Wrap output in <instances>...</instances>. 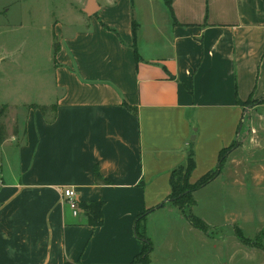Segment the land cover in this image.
Segmentation results:
<instances>
[{
	"label": "crops",
	"instance_id": "crops-1",
	"mask_svg": "<svg viewBox=\"0 0 264 264\" xmlns=\"http://www.w3.org/2000/svg\"><path fill=\"white\" fill-rule=\"evenodd\" d=\"M136 1L76 0V19L52 18L46 55L55 54L40 92H23L20 65L14 77L7 71L15 54L1 51L0 264H132L143 248L136 227L152 243L147 264H250L247 254L262 256L235 233L247 223L255 232L263 219L241 211L250 197L262 201L264 189L250 187L261 184L262 166L227 160L244 146L231 148L193 192L191 211L206 232L169 195L171 174L190 152L188 180L196 183L239 140L244 116L264 120L255 113L264 111V0H170L171 12L162 0L170 18L158 2L162 15L150 12L146 28L135 8L155 6ZM65 188L76 192L77 215ZM93 201L103 202L98 226L79 206Z\"/></svg>",
	"mask_w": 264,
	"mask_h": 264
},
{
	"label": "rangeland",
	"instance_id": "rangeland-1",
	"mask_svg": "<svg viewBox=\"0 0 264 264\" xmlns=\"http://www.w3.org/2000/svg\"><path fill=\"white\" fill-rule=\"evenodd\" d=\"M136 2L143 4L148 3L152 4V6H155V10H153L152 7H150L148 10L142 8L139 9L137 7L135 8V12L141 14L142 17L144 16L141 20H143L142 23L145 24V28L150 12H153L156 14V16L161 17V11H157L156 7L158 2L160 7L166 13V16L169 17L168 11L166 10L162 0H137ZM6 5H11L12 7L6 17L3 18L0 16V53L2 51L8 54H15V57L12 59L9 66H7V71L11 70L9 75L14 77V70H16L18 65H20V69L22 70L21 72L23 74V78L20 80V83L23 84L21 86L23 92H29L31 86L37 87L38 92H40L41 88H45L46 81H49L51 78L49 73L47 76L48 78L46 79L45 77L46 71H49L50 56L54 57V53H50V56L46 55L49 43L47 34L51 37L52 33L50 25V22H52L51 19H57L60 22L68 24L69 20L72 21L77 18V16L74 14H78L79 11L77 9H73L78 5L76 4V0H0V9ZM72 11L74 12L71 13ZM44 20L48 21L46 22L47 25L42 28V24H45ZM29 70H31L32 73H29ZM35 70L36 73L33 72ZM6 81L9 82V80ZM30 93L32 96H35L34 92ZM262 101H264V99ZM251 104H253V102L249 101L244 106L246 108ZM51 107H48L49 109L46 112V117H49V119L54 114V111ZM19 111L22 113L20 109ZM255 113L261 115L264 114V111L262 108H259L258 111L255 109ZM14 116L15 112L11 110L8 111V121L10 125L13 124L12 119ZM243 119L244 121L241 122L242 128L240 126L238 133L239 140L235 141V143L232 145V148L238 145H240V147L244 146V148L237 149L236 153L227 160L230 162L246 161L247 163L261 165V172L263 175L261 184L259 183L256 184V186L250 187L264 189V120L258 118V116L255 115H252L251 122L249 117L247 118L244 116ZM245 130L248 131L247 135L245 134ZM225 160L226 155L224 156L223 161ZM227 171L228 169L224 170V172ZM229 172L241 174V170H230ZM247 174H249V170H247ZM232 203V201L228 202L229 205H232ZM201 205L204 207V200L201 201ZM241 211L245 213L246 216H248V214H252L254 216L253 218H249L251 222L256 218L260 219V214L263 218L261 225H258V227L255 229V232H253V230L247 229L251 226L250 223L245 225V232L238 231L245 239V244L249 246L247 247V249H249L248 251L251 250L254 253H257L258 250H261L263 252L262 256L258 255V257L256 254H247V261L251 262L252 264H260V262L264 263V194L262 201H259L258 197H250L249 199H246L245 204H241ZM186 212L189 213L191 210L187 208ZM214 237V258L217 259L222 251H218V243L216 242L218 235H214ZM198 247L199 249L203 248L205 250V247L201 242H198ZM217 252H219V254H216ZM133 264L142 263L134 262Z\"/></svg>",
	"mask_w": 264,
	"mask_h": 264
},
{
	"label": "trees",
	"instance_id": "trees-1",
	"mask_svg": "<svg viewBox=\"0 0 264 264\" xmlns=\"http://www.w3.org/2000/svg\"><path fill=\"white\" fill-rule=\"evenodd\" d=\"M165 4L169 8L170 12L171 10V5H170V0H164ZM173 23H176L174 20ZM135 29H136V24L132 21V31L133 34H135ZM56 52V46L54 48ZM55 54V53H54ZM248 101L245 103L247 104ZM32 107L37 108L40 110V112L45 116L47 110L49 109L46 106H36L32 105ZM53 110V107H51ZM127 108L131 111L135 110L133 107L127 106ZM5 113V107L0 108V118L1 116ZM4 139V126L0 123V143ZM232 148L230 146L229 148L222 149L219 152L218 155V166L215 171L209 172L205 174L202 178H200L196 183H189V175L191 174L194 166V161H193V156L192 153L190 152L188 155V158L186 160V163L184 165H181L177 167L176 169L173 170L171 174V179H170V186H171V192L169 195V199L171 200V203L176 205L179 209H182L185 211V216L187 220L190 222V224L203 231H207V227L205 226L204 222L197 216H195L192 211L187 213L186 209H190L194 204V198L192 196V193L199 189L200 187L204 186L206 183H208L211 179H213L219 168L221 163L223 162L224 156L228 153V151ZM96 178H99L98 173H95ZM81 209L86 211L87 213V219L89 224L93 226H98L102 223V206L103 202L102 201H93L89 203H82L79 205ZM146 213L140 215L137 218L136 224H138V221L142 219L145 216ZM235 233L237 237L246 243L245 239L243 236L240 234V232L236 229ZM135 235L137 238L141 239L143 241V248L140 253L134 256L132 260V264L135 263H142V264H147L148 262V253L152 249V243L149 240V238L144 234V231L140 230V228L136 227L135 228ZM65 264H70V263H65Z\"/></svg>",
	"mask_w": 264,
	"mask_h": 264
},
{
	"label": "built area",
	"instance_id": "built-area-1",
	"mask_svg": "<svg viewBox=\"0 0 264 264\" xmlns=\"http://www.w3.org/2000/svg\"><path fill=\"white\" fill-rule=\"evenodd\" d=\"M2 185V179L0 175V186ZM62 197L64 198L65 203L69 206L73 215H77L79 211L78 199L76 192L73 188H65L62 190Z\"/></svg>",
	"mask_w": 264,
	"mask_h": 264
}]
</instances>
